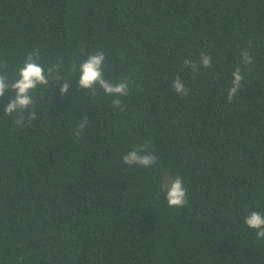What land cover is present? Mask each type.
<instances>
[{"label": "trees", "instance_id": "16d2710c", "mask_svg": "<svg viewBox=\"0 0 264 264\" xmlns=\"http://www.w3.org/2000/svg\"><path fill=\"white\" fill-rule=\"evenodd\" d=\"M36 49L69 88L38 85L22 125L4 113L14 93L0 97V264H264V239L245 224L264 213V0H0L10 80ZM97 51L127 95L79 87ZM140 145L156 163L124 164ZM168 176L183 179V207L168 206Z\"/></svg>", "mask_w": 264, "mask_h": 264}, {"label": "clouds", "instance_id": "9594fccd", "mask_svg": "<svg viewBox=\"0 0 264 264\" xmlns=\"http://www.w3.org/2000/svg\"><path fill=\"white\" fill-rule=\"evenodd\" d=\"M40 51L36 49L26 56L23 61V66L16 72L15 79H9V76L5 69L6 64H0V97L4 96L6 91L13 94V98L6 104L4 108L5 115L17 114V118L14 121L16 125H22L24 123L23 113L34 105L35 101L32 96L33 90L38 85L47 86L50 80L63 81L59 83L60 92L64 94L68 91V80H62L59 75L60 64H50L47 69L39 63ZM242 60L245 64H251L253 62L252 56L248 51H242ZM106 57L103 52H95L89 54L85 60H83L79 66V78L77 84L82 89H87L92 95L96 94V86L99 85L110 96H125L128 94V86L130 81L125 78L123 81L113 83L104 78V61ZM212 58L206 53H201L199 59V65L205 68L210 67ZM184 65L190 66L193 71H199L196 62L190 59L183 61ZM75 70L76 66L73 65ZM231 87L227 93L228 102L232 101V98L241 90V82L243 76L241 69L237 67L232 73ZM172 89L177 94L187 95L188 89L185 87L183 81L177 76L171 84ZM114 108H123L122 101L117 98L112 101ZM37 115L35 111L28 112V120L36 119ZM88 119L85 116L79 121L76 128V135L79 136L81 131L85 130V126L88 124ZM123 163L126 165H140L143 167H150L156 163L157 157L151 153L145 151V146L140 145L129 150L122 157ZM161 190L165 192V198L169 207H183L187 203V189L184 187L183 179L180 176L171 177L168 176L164 183L161 185ZM245 224L255 230V235L258 239H264V213L252 210L245 216Z\"/></svg>", "mask_w": 264, "mask_h": 264}]
</instances>
